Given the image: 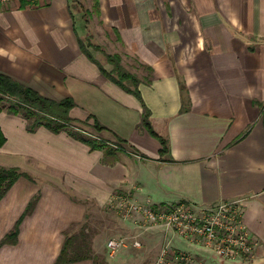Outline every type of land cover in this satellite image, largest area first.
<instances>
[{"label": "crops", "instance_id": "crops-1", "mask_svg": "<svg viewBox=\"0 0 264 264\" xmlns=\"http://www.w3.org/2000/svg\"><path fill=\"white\" fill-rule=\"evenodd\" d=\"M82 1L0 4V75L55 102L72 98L70 117L94 116L109 130L101 139L115 133L139 155L119 153L109 164L102 150L45 127L29 133L23 118L2 111L0 166L33 180L21 177L0 201V241L19 222L16 242L0 247V264H93L69 248L57 261L88 200L105 207L117 193L155 208L242 200L258 244L251 258L223 261L200 243L146 227L135 235L143 246L137 259L129 245L107 264L145 257L154 264L165 247L207 264H264V0H97L94 16L114 53L151 69L138 77L141 99L81 50L91 28ZM144 106L168 142L166 155L139 127Z\"/></svg>", "mask_w": 264, "mask_h": 264}, {"label": "trees", "instance_id": "trees-1", "mask_svg": "<svg viewBox=\"0 0 264 264\" xmlns=\"http://www.w3.org/2000/svg\"><path fill=\"white\" fill-rule=\"evenodd\" d=\"M24 5H27L25 1ZM92 7L95 13L98 14L97 0H94ZM79 45L81 50L92 62H94L98 66L101 73L106 78L118 85L124 91L133 94L137 98L141 99L138 89V86L141 82L140 79L127 72L121 66V60L118 54L107 56L108 62L113 65V68L108 71L93 57L89 48L86 47L84 40L79 39ZM145 68L148 72L151 73V69L149 67L145 66ZM4 101L8 102V106L3 105ZM75 107L76 103L72 98H67L61 102H55L41 96L31 88H28L23 84L12 80L8 76L0 75V113L2 111H5L7 114L20 116L21 118H23L26 122V130L29 133L35 132L40 127H45L55 134L65 132L75 140L86 144L91 151H104V161L109 164H114L118 161L119 153H126L127 155H139L137 150L129 146L126 140L122 139L115 133L113 134L115 140L112 141L104 140L99 137H86L84 135L85 130L83 128H79L77 124H83L91 120V127H93V129L97 132L109 130L108 128L100 124V122L92 115L88 116L86 121H81L70 117V111ZM139 127L141 129H145L160 141L162 145V155H166L169 153L167 140L159 136L153 130L150 122V112L145 106ZM5 142L6 138L0 129V147L4 145ZM125 147L129 150H126ZM21 177H25L31 181L33 180L27 173L20 171V169L17 167L0 166V201ZM34 203V201H31L28 204L27 212L32 209ZM18 234L19 222L16 223L14 229L0 241V247L9 243L14 244L16 242ZM72 242L73 241L71 240V238L66 240L57 263H61L65 259L64 257L67 253V249L69 245H72ZM73 248V253H77L80 256V253L83 252L82 257H84V259L92 260L94 264H97V261H99L100 259L98 255H92L89 250H83L80 246H75L73 244ZM101 262H104L105 264V261Z\"/></svg>", "mask_w": 264, "mask_h": 264}, {"label": "built area", "instance_id": "built-area-1", "mask_svg": "<svg viewBox=\"0 0 264 264\" xmlns=\"http://www.w3.org/2000/svg\"><path fill=\"white\" fill-rule=\"evenodd\" d=\"M13 0H0V4H10ZM36 6L42 0H23ZM143 218L157 226H163L180 238L192 243H200L215 257L223 261L251 258L257 241L245 224L242 200H227L207 206L179 203L168 208H155L151 205H137ZM141 247L140 242H134ZM125 246L122 239L107 242L110 252ZM154 264H207L206 260L196 259L188 252L162 249Z\"/></svg>", "mask_w": 264, "mask_h": 264}, {"label": "rangeland", "instance_id": "rangeland-1", "mask_svg": "<svg viewBox=\"0 0 264 264\" xmlns=\"http://www.w3.org/2000/svg\"><path fill=\"white\" fill-rule=\"evenodd\" d=\"M78 5H80L82 9V16L91 26L90 31H88V35L84 38L85 45L89 48L93 57L106 70L110 71L113 68V65L108 62L107 56L118 54L114 53L116 48H114L111 44L113 41L111 42L108 40V35L106 34L107 32L97 23L98 21H96L94 16L95 11L93 10L92 5L89 4L88 0H83L81 3L78 2ZM116 50H118V48ZM118 55L120 56L121 66L130 74L136 77H145V75H150V72H148L147 69L138 63V61L134 58L130 56L124 57L120 54ZM3 105L8 106V102L4 101ZM79 114L80 113L77 112V115ZM74 115H76V112H74ZM91 122L92 121L89 120L86 123H79L77 125L79 128H83L85 130L84 135L86 137L92 136L100 138V132H97L93 129V127H91ZM126 150L129 149L126 148ZM86 205L87 210L84 220L80 224L71 228L67 234V239L71 238L73 241L71 243L72 245H69L68 248L70 251H73L74 244L75 246H80L83 250H89L92 255L96 254L100 257L97 264H104V262L101 261H105V264H107V259L116 257L122 250H130L131 247L127 248L129 245L134 247L132 248L134 250L129 251V253L137 259V257L140 256V249L143 247H135L133 245L134 242H140L138 239L139 237H137L139 236L137 232L139 230L147 232L145 229L146 227H151V229H165V227L161 225L157 226L147 222L138 209L137 205L141 204L129 200V198H126L122 193H117L112 202L105 207H99L91 200H88V204L86 203ZM129 237L131 239H129ZM111 239H122L124 240L125 246L114 253L110 252L107 248V242ZM145 258L139 259V262L136 263H153L150 259Z\"/></svg>", "mask_w": 264, "mask_h": 264}]
</instances>
